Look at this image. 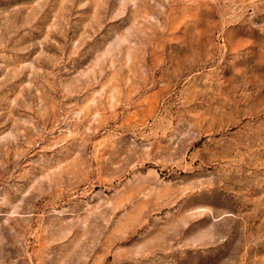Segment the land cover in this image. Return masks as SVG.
Listing matches in <instances>:
<instances>
[{"label":"rangeland","instance_id":"1","mask_svg":"<svg viewBox=\"0 0 264 264\" xmlns=\"http://www.w3.org/2000/svg\"><path fill=\"white\" fill-rule=\"evenodd\" d=\"M264 0H0V264H264Z\"/></svg>","mask_w":264,"mask_h":264},{"label":"clouds","instance_id":"2","mask_svg":"<svg viewBox=\"0 0 264 264\" xmlns=\"http://www.w3.org/2000/svg\"><path fill=\"white\" fill-rule=\"evenodd\" d=\"M253 27L261 29V28H264V24L253 25Z\"/></svg>","mask_w":264,"mask_h":264}]
</instances>
